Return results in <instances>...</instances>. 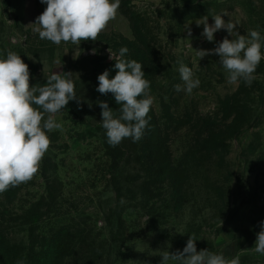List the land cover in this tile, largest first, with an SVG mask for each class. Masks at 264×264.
I'll list each match as a JSON object with an SVG mask.
<instances>
[{
	"label": "rangeland",
	"instance_id": "1",
	"mask_svg": "<svg viewBox=\"0 0 264 264\" xmlns=\"http://www.w3.org/2000/svg\"><path fill=\"white\" fill-rule=\"evenodd\" d=\"M46 7L41 0H0V58L8 51L20 55L32 86H43L53 72L73 73L80 103L69 101L56 115L63 129L52 131L56 142L43 157L55 164L50 179L39 168L19 185L10 207L0 193L4 254L24 264L45 257L47 264H161L164 251H182L192 235L197 251L264 264V255L253 250L264 221V61L250 86L242 80L233 85L218 55H196L226 36L236 38L221 29L208 42L197 19L207 16L212 24L213 15L227 11L240 34L262 33L264 0H120L116 18L97 40L79 46L55 45L33 31L29 24ZM122 47L128 49L124 58L149 74L151 108L165 138L160 150L149 151L164 158L160 168L145 165L146 137L113 147L101 126L98 101L117 115L120 106L112 93L96 91L97 77L105 70L115 76L108 48L118 54ZM178 60L200 80L191 94L175 90L183 84ZM163 103L172 121L163 119ZM163 169L166 178L158 177Z\"/></svg>",
	"mask_w": 264,
	"mask_h": 264
},
{
	"label": "clouds",
	"instance_id": "2",
	"mask_svg": "<svg viewBox=\"0 0 264 264\" xmlns=\"http://www.w3.org/2000/svg\"><path fill=\"white\" fill-rule=\"evenodd\" d=\"M41 3L47 7L29 25L34 26L33 31L38 33L41 40L55 45L70 42L79 46L81 41H96L116 18L120 7V0H41ZM226 16L229 17L227 11L213 15L212 24L208 23L207 16L196 20L197 27L203 25L201 36L208 42L214 41V34L221 29L226 30L229 36L235 34L236 37L229 39L226 36L213 49H197L196 55L199 60L218 55L229 84L238 85L242 80L250 86L256 79V68L264 59L261 33L249 30L247 35H242L237 31L238 22L230 17L225 20ZM186 30L190 40L191 28L186 25ZM189 46L192 47L191 43ZM95 51L93 49L92 53L95 54ZM108 52L109 59L115 61L117 71L112 78L109 70L98 75L96 91L102 95L112 93L120 106L117 115L107 102L98 101L107 143L115 147L125 138L138 142L143 137L149 124L146 117L154 98L150 95V81L144 78L142 64L124 58L128 49L122 47L117 54L108 48ZM55 63L60 64V61ZM177 63L183 84L175 85V90L191 94L193 89L199 87L200 80L193 78L192 69L182 61L178 60ZM73 75L71 72H53L43 86H32L29 66L20 55L8 51L6 58H0V193L31 181L38 173L51 144L47 133L63 129L56 115L69 101L80 103ZM75 76L78 78V74ZM260 229L253 250L264 255V221L260 223ZM196 241L190 235L182 251H164L161 264H240L239 255L228 259L222 253L217 254L209 249L197 251ZM16 264L24 262L18 260Z\"/></svg>",
	"mask_w": 264,
	"mask_h": 264
},
{
	"label": "trees",
	"instance_id": "3",
	"mask_svg": "<svg viewBox=\"0 0 264 264\" xmlns=\"http://www.w3.org/2000/svg\"><path fill=\"white\" fill-rule=\"evenodd\" d=\"M139 58L141 60V62L145 61L146 58V54L142 53L139 55ZM130 60V59H129ZM149 76L148 73L145 74V79H147ZM163 107V119H165L166 121H172V114L170 113L168 107L166 106V104H162ZM149 120V124L148 127L145 129L144 135L143 137L145 138V141L142 144L141 148L144 150L149 151L150 147H156L160 150L161 147H163L164 144V137H163V133H162V125H161V121L157 118L154 110L151 108L148 116L146 117ZM51 143L56 142L55 140V134L53 132L47 133ZM139 150L137 149L136 152H138ZM109 155H113L110 154ZM164 158H162V160L158 159V157H156V155L153 153V151H149V156H146L145 159V165H149L152 167H161L162 163L164 164ZM54 163L52 162L51 158L46 157L43 158L41 163H40V171H41V176L46 178V179H50L51 176L49 175L50 169L52 167H54ZM158 174H160L158 177L160 178H166L170 175V173L168 172L167 169H163L162 171H159ZM20 189V186H16V187H11L9 188L7 191H5V196L6 198H8L7 202V206H12V202L15 201L16 198V194L18 193ZM10 204V205H9ZM2 206H4L3 204L0 205V222L3 221V215L1 213V209ZM5 213V212H4ZM5 221V220H4ZM38 223V219L37 220H33L32 222H28L26 223L27 225H30L32 227V225H36ZM0 227H1V223H0ZM36 228H32L31 233L33 235V232ZM1 237V236H0ZM2 238V237H1ZM34 247V246H33ZM4 244L2 243V241L0 240V264H16V261L18 260V258H12L11 256H6L4 254ZM45 249V248H44ZM50 252L53 251V247L50 246ZM49 252V251H48ZM48 252H46L48 254ZM43 256H50L49 254L46 255L45 251L40 253ZM47 257H45L44 259H38L36 261V264H47V263H43L46 260Z\"/></svg>",
	"mask_w": 264,
	"mask_h": 264
},
{
	"label": "built area",
	"instance_id": "4",
	"mask_svg": "<svg viewBox=\"0 0 264 264\" xmlns=\"http://www.w3.org/2000/svg\"><path fill=\"white\" fill-rule=\"evenodd\" d=\"M261 37H262V40L264 42V30L262 31L261 33ZM262 53H264V46H262V49H261ZM262 61H264V59H262Z\"/></svg>",
	"mask_w": 264,
	"mask_h": 264
}]
</instances>
